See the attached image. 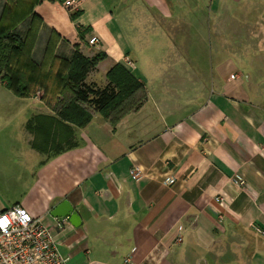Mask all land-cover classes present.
I'll return each instance as SVG.
<instances>
[{
	"label": "crops",
	"instance_id": "obj_1",
	"mask_svg": "<svg viewBox=\"0 0 264 264\" xmlns=\"http://www.w3.org/2000/svg\"><path fill=\"white\" fill-rule=\"evenodd\" d=\"M67 1L32 5L34 57L43 63L71 61L78 48L89 58L104 53L88 84L105 87L109 70L122 64L145 84L148 97L117 124L96 113L76 128L78 146L49 160L44 155L47 164L29 191L0 213L22 206L53 228L68 219L53 215L69 203L75 225L68 219L65 231L54 234L70 264L128 258L136 264H264V115L256 96L264 94V72L224 66V55L215 69L203 70L195 56L178 53L172 31L182 24L166 23L175 15L171 6L163 8L168 18L160 24L169 33L170 54L156 65L145 39L133 45L126 35L116 0H83L70 8ZM93 39L98 43L91 45ZM31 99L40 105L35 115H54L42 95L24 100ZM31 141L29 135L26 144ZM136 167L143 170L140 179L132 176ZM238 175L245 186L234 183ZM220 195L224 206L216 202Z\"/></svg>",
	"mask_w": 264,
	"mask_h": 264
},
{
	"label": "rangeland",
	"instance_id": "obj_2",
	"mask_svg": "<svg viewBox=\"0 0 264 264\" xmlns=\"http://www.w3.org/2000/svg\"><path fill=\"white\" fill-rule=\"evenodd\" d=\"M35 1L0 0V27L25 26L36 32L38 22H31L32 16L28 17L29 22L20 21L29 15ZM168 1H115L122 10V26L131 43L135 45L145 39L149 44L147 54L156 58V65L165 63L162 57L170 54L166 47L169 33L160 24L167 17L162 13L163 8L171 6L175 15L173 18L167 17L169 21L166 23L182 24L179 31H172L176 34L178 53L195 56V64L203 70L215 69L217 60L224 55V66L233 65L246 74L264 72V0H245L241 4L224 0L221 13L218 6L220 0ZM218 22L224 25V29L216 28ZM32 38L31 33L27 42L28 51L33 53L36 45ZM221 46L223 48H219ZM142 64L146 65L144 62ZM44 66L49 67L47 64ZM179 68L180 63L176 64L175 69ZM37 95H43V92ZM256 96L260 97L258 105L264 115V94ZM39 106L33 99L16 97L0 81V210L10 205L12 200H20L34 184L41 166L47 164L44 155L34 154L36 156L32 158L26 149L29 147L31 150V145L26 144L30 135L26 124L38 114Z\"/></svg>",
	"mask_w": 264,
	"mask_h": 264
},
{
	"label": "trees",
	"instance_id": "obj_3",
	"mask_svg": "<svg viewBox=\"0 0 264 264\" xmlns=\"http://www.w3.org/2000/svg\"><path fill=\"white\" fill-rule=\"evenodd\" d=\"M29 16L31 22L38 20L32 9L27 17L21 18V23L29 22ZM78 16L79 12L74 18ZM33 31L25 26L0 27V81L23 99L43 92V101L54 113L34 115L27 122L33 150L49 160L76 148L75 129L88 126L96 113L117 124L143 107L148 97L146 86L127 67L115 64L107 74L105 87L88 84L90 74L106 58L104 53L89 58L78 48L71 61L55 57L42 63L28 51L31 33L33 44L36 40L37 33Z\"/></svg>",
	"mask_w": 264,
	"mask_h": 264
},
{
	"label": "built area",
	"instance_id": "obj_4",
	"mask_svg": "<svg viewBox=\"0 0 264 264\" xmlns=\"http://www.w3.org/2000/svg\"><path fill=\"white\" fill-rule=\"evenodd\" d=\"M82 1L68 0L66 7H77ZM97 43L98 39L90 42L91 45ZM132 176L142 178L143 170L136 167ZM233 181L239 187L246 185V180L240 175ZM165 183L174 185L176 180L167 178ZM216 202L224 206V196H218ZM67 225L68 219H63L57 220L55 227L49 228L43 219L33 217L18 205L3 211L0 213V264H70V258L61 251L54 234L65 231ZM124 264L136 263L128 258Z\"/></svg>",
	"mask_w": 264,
	"mask_h": 264
},
{
	"label": "water",
	"instance_id": "obj_5",
	"mask_svg": "<svg viewBox=\"0 0 264 264\" xmlns=\"http://www.w3.org/2000/svg\"><path fill=\"white\" fill-rule=\"evenodd\" d=\"M55 218H68L71 220V222L75 225L74 219V210L73 208L69 205V203L65 202L63 205H61L59 211L53 215Z\"/></svg>",
	"mask_w": 264,
	"mask_h": 264
}]
</instances>
